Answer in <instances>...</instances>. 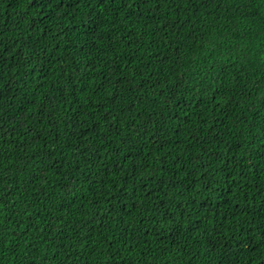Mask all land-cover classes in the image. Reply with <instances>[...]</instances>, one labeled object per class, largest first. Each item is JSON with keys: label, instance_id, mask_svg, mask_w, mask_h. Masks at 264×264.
<instances>
[{"label": "trees", "instance_id": "trees-1", "mask_svg": "<svg viewBox=\"0 0 264 264\" xmlns=\"http://www.w3.org/2000/svg\"><path fill=\"white\" fill-rule=\"evenodd\" d=\"M261 225L264 0H0V264H264Z\"/></svg>", "mask_w": 264, "mask_h": 264}, {"label": "snow or ice", "instance_id": "snow-or-ice-1", "mask_svg": "<svg viewBox=\"0 0 264 264\" xmlns=\"http://www.w3.org/2000/svg\"><path fill=\"white\" fill-rule=\"evenodd\" d=\"M102 2H106V0H102ZM249 227H250V228H254L255 225H249ZM259 236L262 237V238H264V225H261V228H260V230H259ZM214 239H215V238H213V240H214ZM211 246H212V247H215V244L212 243Z\"/></svg>", "mask_w": 264, "mask_h": 264}, {"label": "bare ground", "instance_id": "bare-ground-1", "mask_svg": "<svg viewBox=\"0 0 264 264\" xmlns=\"http://www.w3.org/2000/svg\"><path fill=\"white\" fill-rule=\"evenodd\" d=\"M142 29V28H141Z\"/></svg>", "mask_w": 264, "mask_h": 264}]
</instances>
